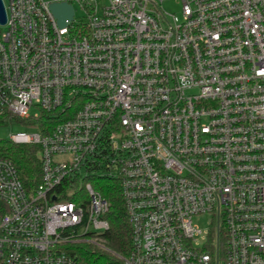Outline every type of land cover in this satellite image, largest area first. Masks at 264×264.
Masks as SVG:
<instances>
[{
	"label": "built area",
	"instance_id": "obj_1",
	"mask_svg": "<svg viewBox=\"0 0 264 264\" xmlns=\"http://www.w3.org/2000/svg\"><path fill=\"white\" fill-rule=\"evenodd\" d=\"M164 1L4 5L0 117L65 119L9 140L39 147L33 188L0 157V264L116 255L103 180L131 228L123 264H264V0H179L180 16Z\"/></svg>",
	"mask_w": 264,
	"mask_h": 264
},
{
	"label": "trees",
	"instance_id": "obj_2",
	"mask_svg": "<svg viewBox=\"0 0 264 264\" xmlns=\"http://www.w3.org/2000/svg\"><path fill=\"white\" fill-rule=\"evenodd\" d=\"M65 116L40 112L37 118L20 119L14 116L0 117V126L15 122L26 127L38 128L44 134L57 123L63 121ZM39 147L28 144H14L10 141L0 140V157L12 161L16 167L19 179L26 189L33 188L39 183L40 164L38 160ZM98 189L109 202L106 219L109 230L104 234L106 247L116 255L127 257L130 251L131 228L126 218V210L122 201L120 190L116 182L101 181ZM78 264H123L122 260L112 253L96 248L90 244L74 246Z\"/></svg>",
	"mask_w": 264,
	"mask_h": 264
},
{
	"label": "rangeland",
	"instance_id": "obj_3",
	"mask_svg": "<svg viewBox=\"0 0 264 264\" xmlns=\"http://www.w3.org/2000/svg\"><path fill=\"white\" fill-rule=\"evenodd\" d=\"M9 0H3V3L5 6L8 5ZM76 9V17L81 16L80 10L77 8V6L74 7ZM162 8L165 12L170 13V14H176L180 16V10H181V3L179 0H166L162 4ZM30 116H33L35 114H40V112L36 109L33 108L29 112ZM39 129L38 128H33V127H26L22 123H12L8 125H2L0 126V140L3 141H9L12 136H15L18 133H27V134H32V133H38ZM210 220L211 217L210 215H200L194 217V223L201 229V230H207L210 228Z\"/></svg>",
	"mask_w": 264,
	"mask_h": 264
},
{
	"label": "water",
	"instance_id": "obj_4",
	"mask_svg": "<svg viewBox=\"0 0 264 264\" xmlns=\"http://www.w3.org/2000/svg\"><path fill=\"white\" fill-rule=\"evenodd\" d=\"M50 10L52 14L56 17L59 26H64L66 20H72L73 9L70 5L65 3L62 4H51ZM6 23V12L4 8L3 1L0 0V24L4 25Z\"/></svg>",
	"mask_w": 264,
	"mask_h": 264
}]
</instances>
